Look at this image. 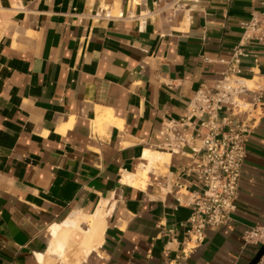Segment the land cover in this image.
<instances>
[{
  "label": "crops",
  "instance_id": "crops-1",
  "mask_svg": "<svg viewBox=\"0 0 264 264\" xmlns=\"http://www.w3.org/2000/svg\"><path fill=\"white\" fill-rule=\"evenodd\" d=\"M257 7L0 0V264H246L259 246L244 245L242 231L264 225V107L248 134L231 222L207 227L184 257L191 207L176 185L203 186L192 159L166 149L159 128L220 76ZM246 48L241 76L264 81V45ZM152 151L169 153L166 171L150 170L144 186L122 181ZM99 207L98 246L86 253L73 232L58 257L52 225Z\"/></svg>",
  "mask_w": 264,
  "mask_h": 264
},
{
  "label": "built area",
  "instance_id": "built-area-1",
  "mask_svg": "<svg viewBox=\"0 0 264 264\" xmlns=\"http://www.w3.org/2000/svg\"><path fill=\"white\" fill-rule=\"evenodd\" d=\"M126 10L127 16H134L129 4ZM241 27V37L223 60L220 76L212 83H201L188 99L185 112L164 119L159 128L166 149L192 159L188 169L203 186L189 191L180 182L176 185L191 207L178 257L202 243L207 227L231 222L248 134L263 112L264 81L259 76L252 83L246 81L240 63L248 54L247 42L264 45V0H259V7L251 10ZM242 240L244 245L263 244L264 225L246 226ZM255 264H264V253Z\"/></svg>",
  "mask_w": 264,
  "mask_h": 264
},
{
  "label": "bare ground",
  "instance_id": "bare-ground-1",
  "mask_svg": "<svg viewBox=\"0 0 264 264\" xmlns=\"http://www.w3.org/2000/svg\"><path fill=\"white\" fill-rule=\"evenodd\" d=\"M252 80L254 81V78ZM246 81L250 83L249 80ZM168 157L169 153L161 151H152L146 154L141 158V162L135 171L133 173H125L122 177V181L129 182L135 186H144L148 172L150 170L161 168L162 164L168 160ZM103 230L104 213L101 207H99L96 212L90 216H85L79 212H75L72 216L66 218L62 222L54 223L52 225V232L55 238L52 250L55 251L57 253L56 255L62 259L66 251V245L70 235L73 232H79L82 235L81 245L85 248V252L87 253L91 249L93 250V248H96L102 241L101 238ZM39 257L43 261V255L39 254Z\"/></svg>",
  "mask_w": 264,
  "mask_h": 264
},
{
  "label": "water",
  "instance_id": "water-1",
  "mask_svg": "<svg viewBox=\"0 0 264 264\" xmlns=\"http://www.w3.org/2000/svg\"><path fill=\"white\" fill-rule=\"evenodd\" d=\"M263 253H264V243L258 247L252 258L246 264H255Z\"/></svg>",
  "mask_w": 264,
  "mask_h": 264
},
{
  "label": "rangeland",
  "instance_id": "rangeland-1",
  "mask_svg": "<svg viewBox=\"0 0 264 264\" xmlns=\"http://www.w3.org/2000/svg\"><path fill=\"white\" fill-rule=\"evenodd\" d=\"M259 78L258 77H255L254 78V81H257ZM253 81V82H254ZM156 170H160V171H166V169H164V168H159V169H156ZM68 252V251H67ZM75 253H76V250H75V252L73 253V255L75 256ZM66 255L68 256V253H66ZM38 257H39V254H38ZM40 258V257H39ZM67 258V257H66ZM69 258V257H68Z\"/></svg>",
  "mask_w": 264,
  "mask_h": 264
}]
</instances>
